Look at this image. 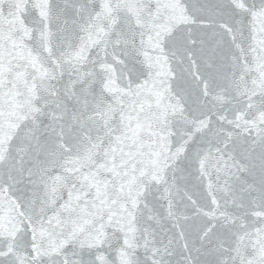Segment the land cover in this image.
Returning <instances> with one entry per match:
<instances>
[{
    "label": "snow or ice",
    "instance_id": "snow-or-ice-1",
    "mask_svg": "<svg viewBox=\"0 0 264 264\" xmlns=\"http://www.w3.org/2000/svg\"><path fill=\"white\" fill-rule=\"evenodd\" d=\"M0 264H264V0H0Z\"/></svg>",
    "mask_w": 264,
    "mask_h": 264
}]
</instances>
